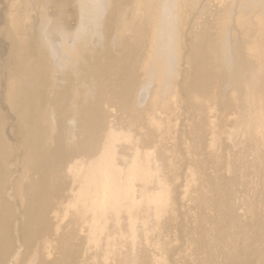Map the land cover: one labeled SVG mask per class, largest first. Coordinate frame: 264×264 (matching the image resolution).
Here are the masks:
<instances>
[{
    "label": "bare ground",
    "instance_id": "bare-ground-1",
    "mask_svg": "<svg viewBox=\"0 0 264 264\" xmlns=\"http://www.w3.org/2000/svg\"><path fill=\"white\" fill-rule=\"evenodd\" d=\"M0 264H264V0H0Z\"/></svg>",
    "mask_w": 264,
    "mask_h": 264
}]
</instances>
